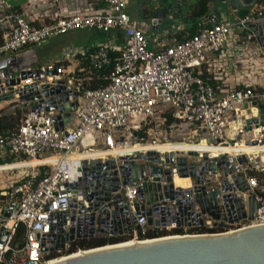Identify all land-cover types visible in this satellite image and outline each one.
<instances>
[{"label":"built area","instance_id":"1","mask_svg":"<svg viewBox=\"0 0 264 264\" xmlns=\"http://www.w3.org/2000/svg\"><path fill=\"white\" fill-rule=\"evenodd\" d=\"M58 1L25 0L29 8H37L41 3L47 5V14L54 16L49 24L35 26L17 9V0H0V59L32 47L40 48L51 38L78 31L105 35L120 32L125 43L122 48L100 45L90 52L76 54L86 62L77 71L60 63L39 69L58 72V77H46L39 86L64 82L66 92L76 94L71 122L68 127L64 124L63 132L55 126V113H48L43 105L31 108L30 102L21 100L23 88L32 85L34 80L24 81L12 89L9 103L28 111L17 131L0 134V174L14 177L12 184L0 190V197L4 198L0 201V238H5L4 242L0 241V264H54L80 254L82 251L68 254L74 243L69 241L72 211L77 213L75 235L80 230L87 235L86 239L115 237L121 224L111 216L120 199L123 205L119 209L128 210L123 219L135 220L140 227L128 243L149 241L138 238H145L150 231L169 234L162 239L221 236L264 226V126L245 131L249 120L260 123L261 111L264 116V85L261 84L264 64L260 60L264 58V48L252 28L264 24V4L258 3L239 18L209 16L199 23L194 36H185L171 46L161 45L156 50L150 48L152 41L147 34L132 22L125 0H98L102 9L88 8L76 14L66 10L54 13ZM230 41L240 55L234 67L235 85L226 79L222 64ZM245 43L254 45L255 51ZM112 54H117L114 59ZM252 63L254 67L249 66ZM112 64V70L105 72ZM32 71L30 68L22 72ZM13 78L10 76L9 80ZM1 80L5 81L4 76ZM93 81L104 85L92 89ZM171 144L230 150H150ZM150 153L159 157L158 164L145 160ZM166 153L175 155L172 166L165 165ZM191 153L197 156L191 157ZM222 156L223 162L232 160L227 176L223 172L227 165L218 168ZM6 158L12 161L5 163ZM179 158L187 161L184 178L176 163ZM240 158L245 162H239ZM97 161L102 165L92 168L89 164L83 170V162ZM112 162L115 169H111ZM127 162H134L135 166L124 169ZM213 164L217 167L215 171L209 168ZM141 166L145 177L140 182L121 186L119 191L111 193L115 179L121 182L123 173L131 179L137 171L135 168ZM153 166L160 170L159 181L152 176ZM166 170L172 180L170 189ZM106 179H109L108 186ZM181 180L187 183L178 185ZM90 184H94L93 189L85 190ZM157 185L161 186L160 191L148 188ZM106 186L108 191L104 190ZM245 186L248 194L239 191ZM201 187L206 189L207 197L214 192H219L221 197L241 196L247 217L249 199L254 197L257 203L254 218L230 222L221 200L218 221L207 213L201 215L196 203ZM163 188L171 191L175 202L169 200V193L165 194ZM96 190L95 199L88 202V196ZM107 192L110 201H101ZM159 194L163 195V201L152 207L153 220L159 226L149 227L145 216L137 218L135 206L145 204L148 196L155 198ZM100 202L103 205L95 210V204ZM189 205L195 206L196 218L176 211ZM233 205L236 206V201ZM11 206L10 217L1 223L4 208ZM62 215L68 217V229L59 225ZM80 217L83 219L79 222ZM200 219L202 228L193 224ZM175 230L185 233L171 235ZM60 236L66 238L64 251L54 250Z\"/></svg>","mask_w":264,"mask_h":264},{"label":"water","instance_id":"2","mask_svg":"<svg viewBox=\"0 0 264 264\" xmlns=\"http://www.w3.org/2000/svg\"><path fill=\"white\" fill-rule=\"evenodd\" d=\"M143 2H153L158 1L166 7V10H170L173 3L180 2L184 5H189L192 7L193 3L200 5L203 2L209 4L210 8L218 13L221 9L230 7L233 11L239 9H252L261 0H140ZM258 33L261 45L264 48V24L253 26ZM39 56L37 52L33 49L15 54L13 56L5 57L0 59V103L11 102L12 101V89L21 86V83L29 79L35 82L32 85L25 86L22 90L21 100L23 102H30L31 108H36L40 105L46 107L48 113H55L54 123L58 131H64V124L68 127L71 122V113L74 110V101L76 99V94L71 92H66L64 89V82H58L56 86H51L49 84H42L41 82L45 80L46 77H58V72L56 69L49 71L44 68L41 72L38 67ZM44 67V66H42ZM32 68V72H22L26 69ZM20 74V78L16 76ZM4 76L5 81L2 82L1 77ZM15 77L9 80V77ZM256 105V104H255ZM260 123L258 120H249L245 131L250 132L252 127L264 126V116L263 111L260 113ZM149 157H145V160L152 162L154 164L159 163V157L155 153H150ZM180 156V155H179ZM191 157H196L195 153L190 154ZM130 159V158H129ZM221 161L218 164V168L227 165V168L223 169L224 175L227 176L228 170H231L232 160L229 159L223 162L225 157L222 156ZM128 161V158L124 159ZM204 160H207V156H204ZM175 161V155L173 153L165 154V165L172 166ZM239 162L244 163V158H240ZM181 178L187 176V161L185 158H179L176 160ZM93 168L95 165L101 166L102 162H83V170L86 171L88 165ZM135 166L134 162L125 163L124 169L128 167ZM116 166L112 162L111 169H115ZM211 171L216 170V166L213 164L210 167ZM137 171L129 179L126 177L125 173L122 174V181L119 179L114 180L112 192H117L120 190L121 186H131L133 183L140 182L145 176L144 167H136ZM192 169V167L190 168ZM159 169L152 167V176L155 177V181H159ZM230 172V171H229ZM164 174L167 176L166 182L169 185L168 189L172 188V180L170 177V172L166 170ZM239 181L243 183L240 176H237ZM109 179H106L105 184L108 186ZM187 181H178L177 184H185ZM94 184L86 186L85 190L93 189ZM107 186L104 188L108 191ZM149 190L154 188L158 191L161 190V186L157 185L154 187H148ZM167 189V188H163ZM206 189L204 187L200 188L199 193L196 196V203L200 207V214H209L214 220L218 221L220 219V206L219 202L225 207L227 213V219L230 222H236L238 220H244L248 218L252 220L256 213L257 203L254 197L249 199V211L248 217L245 211V206L243 204L241 196L233 197L231 195H220L219 192L211 193L208 197L206 196ZM241 193L248 194L247 187L240 188ZM225 192V190H224ZM97 190L95 193L88 196V202H92L96 197ZM169 200L175 202V196L170 192ZM163 195L159 194L157 197H147L146 203L142 205H136L135 211L138 219L145 216L147 218V223L149 227L159 226L158 222H154L152 217V207H154L159 202L163 201ZM4 198L0 197V201ZM103 202L110 201V193L107 192L105 198H100ZM236 201V206L233 203ZM103 202L95 204V210L103 205ZM123 205L120 199L114 209L115 213L112 214V219H115L119 226L117 231L114 233L116 236H136L140 231V227L136 225V221H131L130 219H123L125 215L128 214L126 208L119 209ZM176 205L178 203L176 202ZM13 206L9 207L7 210H3V219L1 223H5L10 217V213ZM177 212H183L186 215L192 214L193 218H196L195 206H187L186 208H177ZM79 214H84V209L81 208ZM70 236L69 241L75 242L76 239H86L87 235L82 234L80 230L75 235L74 226L76 224L75 211L70 213ZM63 221L59 224L63 229H68L67 219L65 215H62ZM105 217V215H103ZM83 218L80 217L79 222ZM194 226L203 227L202 219L195 221ZM225 227V226H223ZM63 229L60 233H63ZM91 236H93L91 234ZM1 242L5 241L4 237L0 238ZM66 238L65 236H60V243L56 244L54 250L64 251ZM146 242V241H145ZM147 242H152L149 244H141L144 242H136L134 245L118 247L120 245L128 244V242L121 243L118 245L107 246L98 249H92L88 251H82L84 255H80L56 264H264V226L250 228L243 231L235 232L232 234L221 235V236H200V237H178V238H162V239H152ZM89 253V254H85Z\"/></svg>","mask_w":264,"mask_h":264},{"label":"crops","instance_id":"3","mask_svg":"<svg viewBox=\"0 0 264 264\" xmlns=\"http://www.w3.org/2000/svg\"><path fill=\"white\" fill-rule=\"evenodd\" d=\"M43 1V0H42ZM127 4V13L130 16L134 25L144 31L147 34V37L152 41L150 44L151 49L158 50V47L161 45L171 46L175 41H180L185 36H194L197 31V27L200 22L205 20L209 16L216 15L217 17L231 19L243 17L242 14L249 13L254 9H239L233 11L230 7L221 9L218 13L214 12L208 3L203 2L200 5L193 3L192 7L181 4L180 2L173 3V6L170 10H166V7L160 2L157 6L152 9L149 8L143 1L140 0H125ZM130 5L133 8H129ZM88 8L100 10L102 7L99 5L98 0H59L56 8H54V13H61L63 11H68L71 14H76L78 11L84 12ZM17 9L22 12L35 26H42L49 24L53 19L47 14L48 6L42 5L37 8H29L25 0H17ZM75 34L72 36L78 38L79 43H71V47L66 46L63 55L64 59L58 60L50 64L60 63L62 66L69 68L71 71H77L86 66V62L81 57H76L78 53L90 52L93 49H96L100 45H110L113 48H122L125 43V38L120 32H111L108 35L98 33L95 31H79L72 32L64 37H54L49 39L43 46L38 50H43L49 43L51 44L53 40H65L68 35ZM51 40V41H50ZM67 42V39H66ZM247 46V44H244ZM254 48V45H248ZM247 46V47H248ZM237 49V48H236ZM238 51V50H236ZM235 49L231 56L236 53ZM225 61L228 69V77L226 79L232 85L236 84L235 72L232 71V60L225 56L222 60V63ZM45 65V66H46ZM243 81L251 84L250 80L244 79ZM262 86L264 82L261 81ZM9 102L0 103V110L7 107ZM7 177V176H6ZM7 184L0 185V190L7 188L12 184L14 177L8 176ZM13 178V179H12ZM0 179L5 180V177H0ZM3 182V181H2Z\"/></svg>","mask_w":264,"mask_h":264},{"label":"trees","instance_id":"4","mask_svg":"<svg viewBox=\"0 0 264 264\" xmlns=\"http://www.w3.org/2000/svg\"><path fill=\"white\" fill-rule=\"evenodd\" d=\"M260 4H264V0H261L259 2ZM242 16H245V13L242 14ZM117 54H112V59H114V57ZM114 64H112L111 66H109L105 72H109L112 70ZM104 85L103 83H98L96 81H93L91 83V88L95 89L98 88L100 86ZM28 109L25 107H21L16 103H11L9 104L7 107H5L4 109L0 110V134L2 135H6L9 134L11 132L17 131L20 128L23 116L27 113ZM169 123H172L171 118L169 117ZM11 158H6L4 160L5 163H9L11 162ZM185 232L183 230H175L173 232H171V235H181L184 234ZM169 234L167 233H162V232H158V231H150L149 234L145 237V238H141L139 236L138 239L143 240V239H147V240H152V239H157L160 237H164V236H168ZM132 237L129 236H115V237H111V238H94V239H82V240H78L76 242H74L68 251V254H73L76 253L78 251H88V250H92V249H98V248H103V247H107V246H112V245H118L121 243H125L128 242L129 240H131Z\"/></svg>","mask_w":264,"mask_h":264},{"label":"rangeland","instance_id":"5","mask_svg":"<svg viewBox=\"0 0 264 264\" xmlns=\"http://www.w3.org/2000/svg\"><path fill=\"white\" fill-rule=\"evenodd\" d=\"M158 3H159L158 1L157 2L153 1V2H150V3L146 2L145 4L149 8L154 9L157 6ZM129 8H133V6L130 5ZM72 36H76V35L75 34H70V35L67 36V38H65V40H57V39L53 40V42L51 44L49 43V45H47V47H45V49H43L41 51L38 50L39 48L32 47V49L35 50L37 52L38 56H39V65H38V67H42V66H45L48 63H53V62H56L58 60L64 59L65 56L63 54L65 52H67V51H64L65 47L66 46L71 47L70 45H71L72 42L77 44L80 41L78 38H75V37H72ZM59 38H61V37H59ZM66 39H67V42H66ZM228 47H229V49H228V52H226L227 53L226 56H228V58L230 60H232V71H233V74H234V72L236 71V69L234 67H235V64L239 62L238 58H239L240 55L235 53L233 56H231L230 52L232 51V53H233V50L235 49V45H234V43L232 41H230ZM249 48H250V50L255 51V49L252 46H249ZM260 60L264 64V58L261 57ZM222 64H223V67H224L225 77H227V79H229V77H228V72L229 71L227 69V65H226L225 61ZM249 66L254 67L255 64L252 63V64H249ZM262 82H264V79L262 80ZM9 104H11V103H8V105ZM8 105H6V106H8ZM7 175H8L7 173L6 174H0V177H5V180L0 179V185H1V183L3 185L7 184L8 179H9V177ZM10 176L12 177V175H10Z\"/></svg>","mask_w":264,"mask_h":264},{"label":"bare ground","instance_id":"6","mask_svg":"<svg viewBox=\"0 0 264 264\" xmlns=\"http://www.w3.org/2000/svg\"><path fill=\"white\" fill-rule=\"evenodd\" d=\"M191 150L192 152H197V151H210V150H214V149H210V148H205V147H202V146H197V145H194V146H191V145H181V144H171V145H164V146H159L157 149H150L152 151H158V152H162L164 150H171V151H183V150ZM227 150H230L229 148L227 149H215L214 151L215 152H220V151H223V152H227ZM235 149L232 148V151H234ZM231 151V152H232ZM32 164H38V162H32ZM149 243H152V242H144V243H141V244H149ZM135 243H128V244H124V245H120L118 247H123V246H129V245H134ZM84 255L83 252H81L80 254L78 255H74L70 258H66V259H63L61 261H58L56 263H59V262H62V261H65V260H68V259H71V258H74V257H77V256H80V255ZM85 254H89V253H85ZM54 263V264H56Z\"/></svg>","mask_w":264,"mask_h":264}]
</instances>
